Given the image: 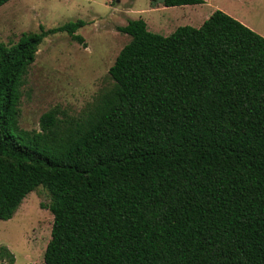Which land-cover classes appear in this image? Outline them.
Instances as JSON below:
<instances>
[{
	"label": "trees",
	"instance_id": "1",
	"mask_svg": "<svg viewBox=\"0 0 264 264\" xmlns=\"http://www.w3.org/2000/svg\"><path fill=\"white\" fill-rule=\"evenodd\" d=\"M84 24L0 41V220L42 186L45 264H264V36L220 9L168 35L129 19L91 110L74 120L53 108L21 128L20 86L42 40L84 42Z\"/></svg>",
	"mask_w": 264,
	"mask_h": 264
},
{
	"label": "rangeland",
	"instance_id": "2",
	"mask_svg": "<svg viewBox=\"0 0 264 264\" xmlns=\"http://www.w3.org/2000/svg\"><path fill=\"white\" fill-rule=\"evenodd\" d=\"M221 9L233 7L253 27L264 33V0H217ZM216 0L207 5L164 6L163 0H8L0 6V41L16 42L22 33L60 26L82 19L77 32L84 42L73 40L65 31L47 35L36 52L20 86L19 125L39 129L40 115L57 109L59 117L74 120L85 116L97 95L112 86L108 68L130 36L117 26L142 18L147 29L162 35L180 25L197 27ZM253 30V29H252ZM258 33V32H257ZM50 192L39 186L26 195L10 219L0 220V246L14 255V262L0 264H45L53 215L42 204Z\"/></svg>",
	"mask_w": 264,
	"mask_h": 264
},
{
	"label": "crops",
	"instance_id": "3",
	"mask_svg": "<svg viewBox=\"0 0 264 264\" xmlns=\"http://www.w3.org/2000/svg\"><path fill=\"white\" fill-rule=\"evenodd\" d=\"M212 1V0H211ZM238 1H241L242 4H244L245 1L247 0H238ZM208 2V0H204L203 3H199V4H202V5H207L206 3ZM215 5L213 7H211L209 13L206 15V17H204L203 19L205 20L215 9H220L222 11H224L225 13L229 14L230 16L236 18L237 20H239L240 22H242L243 24H245L246 26H248L249 28L253 29L254 31L258 32L260 35L264 36V33L258 29H256L255 27H253V25L250 24V22H248L242 15L239 14V12H237L236 10L233 9V7H223L222 9L220 8L221 5L220 3L216 0V2H214ZM180 6V5H178ZM182 6V5H181ZM203 20V21H204ZM201 21V23L203 22ZM200 23V24H201ZM199 24V25H200ZM198 25V26H199Z\"/></svg>",
	"mask_w": 264,
	"mask_h": 264
}]
</instances>
